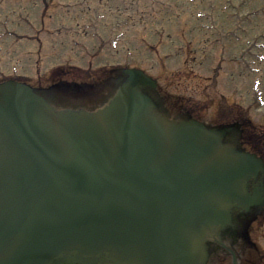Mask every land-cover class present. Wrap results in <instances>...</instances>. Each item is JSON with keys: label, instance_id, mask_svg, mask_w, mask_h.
Masks as SVG:
<instances>
[{"label": "water", "instance_id": "water-1", "mask_svg": "<svg viewBox=\"0 0 264 264\" xmlns=\"http://www.w3.org/2000/svg\"><path fill=\"white\" fill-rule=\"evenodd\" d=\"M127 73L94 112L0 84V264H207L234 211L263 203L264 162L229 127L167 121L156 82Z\"/></svg>", "mask_w": 264, "mask_h": 264}, {"label": "rangeland", "instance_id": "rangeland-1", "mask_svg": "<svg viewBox=\"0 0 264 264\" xmlns=\"http://www.w3.org/2000/svg\"><path fill=\"white\" fill-rule=\"evenodd\" d=\"M62 1V7L65 9L60 10L58 18L66 20L67 26L71 24L75 26V23L72 22L73 18L67 19L66 13L68 10L74 15L80 11L82 27L77 34L73 33L70 36L65 35L64 31V35L61 36L63 44L57 49L56 54L62 53V58L65 60L69 58V54H73V58L78 59L63 64V71L70 70V67L74 66L72 64H80L83 65L84 69L90 68L92 74H98L95 78L89 77L88 70L85 71L83 77L82 75L75 77L78 81L80 79L86 80L88 83L96 85L97 88H90L92 86L87 84L86 89L80 88L81 90L76 91L77 95H72L73 91H68L69 94L66 96H50L52 101L62 106L89 107L91 100L88 98L101 94L95 104L104 103L107 98L104 95L103 85L108 88L106 79L112 73L108 68L115 69L114 71H122L125 67L138 66L159 79L165 97L171 99L181 96L184 101L191 99L187 102L196 106L192 111L202 120H216L217 111L222 110L221 106L224 105L225 109L229 108V105L221 101L225 98H227L226 102L230 104L238 103L243 116L255 124V130L258 131L256 133L257 140H264L262 137V132H264V0H159L162 4L159 7L158 4H155L156 12H159L160 9L159 22L154 20L158 23V27L164 25L167 32L178 35H182V31L185 30L187 42L190 44L186 50L192 52L191 63H193L194 57L198 59V62L191 67L194 72H191L190 76L181 75L190 80L183 81L184 85L177 84L176 77L178 75L172 80V73L182 67L184 60L185 55L176 56V48L182 46V41L177 38L171 44L163 42L159 47V54L148 49L149 44L156 40V36L153 34L154 22L151 17L140 22L134 16L131 26L127 31H124L118 25L122 22L121 18L129 15L124 10L122 0H108L106 5L98 3L99 0H92V9L99 7L104 18L99 22V27L95 28V31L100 30V32H91L92 26L83 23L87 22V20H83V13L90 15L92 11V9L88 11L87 1L72 0L71 2L76 3L79 1V5L73 3L71 6L67 5L68 0ZM133 1L136 2V0ZM150 1L154 0H142L143 6L141 8L144 7L147 11L151 10ZM80 3L87 5V9L82 7L83 4ZM3 4L4 8L0 9V34L6 29L13 32L15 37L7 39V48L4 49L5 51L3 49L0 51V72L12 74L19 69L18 64L20 67L22 63L26 64L27 61L24 59L26 57H20V61L14 57L15 62H8L3 57H6L7 54V59H10V51L14 46L36 47V40H22L18 35L26 34L29 31L35 32L42 27V23L35 24V22L40 15L36 16V11L45 12L42 11L44 2L42 0H19L16 4L12 2H4ZM25 6L28 10H22ZM32 7H37V10H33ZM56 14V11H47L44 21L46 22L49 15ZM59 21L58 19L57 23ZM116 22L117 26H114ZM141 25L142 27H140ZM86 30L90 31L86 32ZM98 34L101 35V38L94 36ZM102 36L108 43L105 48L101 46ZM39 37L44 38V34H40ZM141 38H144L143 42ZM44 40L49 42L47 45L51 47L54 44L49 37ZM56 45L57 47L60 46ZM51 52L49 51V54ZM170 53L173 54V57L164 60L165 55ZM47 56L51 57L50 55ZM222 57V70L216 89L209 87L204 91L203 88L211 82L214 70ZM32 59H37V56ZM46 59L48 60V57ZM153 59L159 60V66H156L154 71L151 66L154 63ZM162 60L164 63L161 62ZM54 62L55 60L50 61L48 65ZM103 62L107 63L105 71H102L103 69L100 67L103 66L101 65ZM43 67H45L44 64ZM25 72L32 73L29 70H25ZM196 74H201L207 79L205 82H200L196 79ZM99 75L100 77H98ZM63 78L72 79L73 76ZM30 79L31 82L37 84V79ZM198 81L201 83V95L198 87H195ZM185 83H189L191 86H186ZM244 134L246 137L248 136L247 131ZM263 221L264 219L259 220L263 227L261 235L255 234L254 238L258 243L260 252L264 253ZM256 224L258 225V221ZM253 231L255 233L254 228ZM236 243L237 249L241 250L245 260L248 252H250L248 251L249 246H246L242 240ZM211 251L214 254V264H232L231 257L226 255L224 251H216L215 249H211Z\"/></svg>", "mask_w": 264, "mask_h": 264}, {"label": "flooded vegetation", "instance_id": "flooded-vegetation-1", "mask_svg": "<svg viewBox=\"0 0 264 264\" xmlns=\"http://www.w3.org/2000/svg\"><path fill=\"white\" fill-rule=\"evenodd\" d=\"M44 1H45L44 2L45 12H47L49 10H53V11H56L57 14L56 15H49L46 18V22H45L44 18L46 17V15L44 12L40 17V23H42V27L38 31H35V32L29 31L28 33H26L24 35L18 36L20 39H26L28 41L36 40V47L32 48V46H26L23 48V47L14 46V47H12V49L10 51L11 56L16 57L18 60L20 59V57H26L24 59L27 62H26V64L23 63L24 72H25V70H29L34 74L25 72V76H26L25 78L27 81L30 80L29 82L32 81L30 78L37 79V84H34L33 82H31V83L33 86H35L37 89H39L41 91L40 92L41 94H43L45 96L47 95L46 92H49V90L51 89L50 87H56V86H62L63 87L64 83L75 84V85H77V84H89L95 88V85L88 83V81H86V80L84 81V80L80 79L78 81V79L74 77V75H75L74 72L68 73L65 75V76H73L72 79H64L63 77H65V76H63L64 75L63 71L60 73V71L62 69L61 67H52V68L48 69V63L50 61L55 60V62L51 65H56L58 60H60V61L63 60L62 53H58V54H56V53H57V49H59L62 46L61 44H63L61 36L63 35L64 30L66 32L65 35H67V36H70L73 33L77 34L79 32L80 28L82 27V24H80L81 23L80 19H82V18H80V16H79L81 13L80 11H77L76 13H74V15L67 12L66 13L67 19L73 18L72 22L75 23V26L72 24L67 26L66 20H61L62 18H58V16L60 15V9L59 10L56 9V8L60 7V5H61V7L63 6V1L62 0H44ZM71 1L72 0H68L67 5L71 6V5H73V3L79 5V1L77 3L71 2ZM86 1H87V5H89V8H88V11H89V9H92V0H84V2H86ZM101 1L102 0H100L98 3H101ZM158 3H159V0L150 1L151 10L147 11L144 9V7L141 8L143 6L142 0H136V2H134L133 0H123L122 5L124 6V10L127 12V15H129V16H125L124 18H121L122 22L120 23V25H118V27H120L124 31H127V29L131 26V23L134 20V16H136V18L140 22H143V20L145 18L151 17L153 19V22H154L153 34H155L156 40H155V42H152L151 44H149L148 49L153 51L155 54L160 53L159 47L163 42H168L169 44H171L175 41V39L180 38L182 41L181 44H183L184 46H181L178 48L176 56L177 55L178 56L185 55V56H184V60L182 63V67L172 73V80H174L176 75L179 76V77L178 76L176 77V79L179 82H181L183 80H188L184 77L191 75V72L194 71L191 67H192V65H194L198 62V59L196 57H194L193 63H191L192 52L191 51L188 52L186 50V48L189 47L190 44H189V42H187L188 38H187L185 30L182 31V33H183L182 35L181 34L178 35V34H170L169 32H167L164 25L158 27V23H156L154 21V20H157L159 22L160 16H158V15L160 12H156V8H155V4H158ZM80 4H83V3H80ZM87 5L83 4L82 7L87 9V7H88ZM102 14L103 13L100 12L99 7L92 9L90 15H85L83 13V20H85V21L87 20V22H83V23L85 25L92 26L93 29L91 32H100V30L95 31V28L99 27V22L101 21L102 18H104V16ZM58 19L60 20L59 23H57ZM93 22H94V24H93ZM135 24H137V23H135ZM115 26H117V22H116ZM140 27H142V25ZM89 31L86 30V32H89ZM10 33H12V32H10ZM42 33L44 34V38L39 37V35ZM94 36H98L99 38H101V35H99V34L94 35ZM48 37H49V39H51L54 42L52 47L50 45H47L49 42L44 40ZM102 39L103 40L101 41V46L103 48H105V46H107L108 43H107V40L103 38V36H102ZM141 40L143 42L144 38H141ZM56 44H58L60 46L57 47ZM49 51H52L51 54H49ZM47 55H50L51 57H49ZM35 56H37V59H32ZM169 56L171 57V56H173V54L170 53ZM47 57H48V60L46 59ZM49 58H52V59L50 60ZM43 64L45 65V67H43ZM200 64H203V62H200ZM114 70L115 69L109 68V71L112 73L109 74L110 77H108L106 79V82H107V84H109V87L104 92L105 98H109L114 93L113 90L115 87H114L112 81L115 79H118V78L119 79L124 78V77H122L124 75L119 73L120 72L119 70L118 71H114ZM102 71H105V69H103ZM88 75H89V77L95 78V76H97L98 74H88ZM120 75H122V76L120 77ZM181 75H184V77H182ZM98 77H100V75ZM196 79L204 80V79H206V77L203 79L201 75L196 74ZM206 90H207V84L205 86L204 91H206ZM158 91H159V94L162 97H164L162 94V91L159 90V87H158ZM98 96L100 97L101 94H98ZM165 102H166V100H165ZM101 104H102L101 102L97 103V104H95L94 102H91V107H87V108L95 109V108L99 107ZM166 105H167V103H166ZM183 109L185 110L184 107H183ZM169 111L172 113V111L170 109H169ZM186 111H189V110L186 109ZM217 116L219 119H217V120L211 119V121H210L214 125L231 124V123H233V124L239 123L242 125L247 124V122L244 123V121L240 120V113H239V108H238L237 104L234 105L230 111H221V113L218 114ZM248 124H250V127H248V128L251 129V131H250L249 136L247 137V140H248V143H250L251 145H249L247 147V149L251 152L258 154L259 156H261L264 159V140L263 141L257 140L256 133L258 131L255 130V127H253V123L251 124V122H248ZM262 134H263L262 137L264 138V132H262ZM242 143H243V145H245V143L243 141H242ZM262 186H263V183H261V182H258L255 184L252 183L251 184V190L253 192H255L256 189L261 188ZM263 208H264V205L263 206L262 205H253L249 209H247V210H250L248 213H243L244 212L243 210H246V208H239V209L236 208L237 210L234 211V221H235L234 233H235V235H237L236 237H238V238H236L234 236H228L227 234L224 235L226 240H230L229 241L230 245L235 246L236 241L237 242L241 241L242 238L243 237L245 238L248 234H249V241L246 244L255 243V241H256L254 238L255 234H257L258 236L261 235V229L263 228L262 223H259L260 219H264V212L261 211ZM241 211H242V213H240ZM261 216H262V218H261ZM257 221H258V225L256 224ZM263 224H264V221H263ZM244 227L248 229V233H247V231L244 233ZM253 228L255 229V233L253 231ZM251 229H252V231H251ZM249 230H250V233H249ZM215 235H217V234H215ZM255 245H256V243H255ZM236 247L237 246H235V248ZM219 250L224 251L226 255L229 254V252L224 250V249L223 250L219 249ZM213 256H214V254L211 251V255L209 257V264H214ZM250 257H251V259H249V262H247L248 264H250L252 261H254V258L256 257V251H250ZM237 258H238L239 264H242L243 263L242 254L238 251V249H237Z\"/></svg>", "mask_w": 264, "mask_h": 264}]
</instances>
